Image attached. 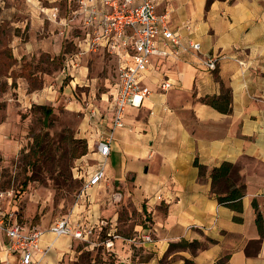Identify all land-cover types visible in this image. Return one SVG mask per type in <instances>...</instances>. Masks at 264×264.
Returning a JSON list of instances; mask_svg holds the SVG:
<instances>
[{
  "label": "crops",
  "instance_id": "0c3cea01",
  "mask_svg": "<svg viewBox=\"0 0 264 264\" xmlns=\"http://www.w3.org/2000/svg\"><path fill=\"white\" fill-rule=\"evenodd\" d=\"M206 3L169 1L171 24L185 39L199 42L200 50L150 59L141 80L149 93L139 106L126 108L125 127L112 131L102 180L65 215L83 220L92 233L107 228L106 235L120 237L110 264H217L226 255L224 264H264V0H213L208 8ZM41 9L30 15L37 26ZM71 22L76 26L74 53L55 71L36 72L37 86L31 85L36 75L26 73L27 58L62 54L61 31L51 39L15 37L16 62L8 79L18 108L62 105L79 116L76 134L86 140L87 150L76 159L73 173L83 183L101 160L95 150L98 138L111 130L117 76L113 82L110 60L98 72L84 57L109 54L104 48L77 55L84 28ZM185 23L190 30L181 27ZM207 54L220 56L214 71L202 65ZM28 76L34 77L30 81ZM165 80L171 83L166 90L160 87ZM224 89L229 96H223ZM208 98L217 105L228 102L230 110H219ZM222 162L231 163L237 183L245 185L240 212L212 193L210 174ZM196 163L203 166L202 174ZM50 224L36 226L44 232L34 259L70 264L79 253L78 240L53 235L47 231ZM144 233L151 242L141 241ZM6 243L0 230V264L15 259Z\"/></svg>",
  "mask_w": 264,
  "mask_h": 264
},
{
  "label": "rangeland",
  "instance_id": "374dc122",
  "mask_svg": "<svg viewBox=\"0 0 264 264\" xmlns=\"http://www.w3.org/2000/svg\"><path fill=\"white\" fill-rule=\"evenodd\" d=\"M74 3L75 0H0V192H3L4 210L29 227L52 223L71 214L78 200L82 182L73 173L77 158L73 157L72 140L79 138L76 134L79 116L62 105L53 106V113L47 119L42 112L32 109L35 103L26 109L18 108L15 102L18 96L8 79L10 67L16 62L12 47L15 37L23 40L30 35H44L51 39L61 31L62 54L52 59L50 54L41 52L27 58L26 73L31 71L36 75L28 79L31 81L34 77L31 85H39L41 79L37 73L55 71L75 51L71 38L76 26L69 22ZM38 7L42 8L39 26L30 16L32 9L38 11ZM53 8L57 9V20L51 21L49 14ZM102 54L84 57L98 72H104L101 64L110 60L114 82L116 60L110 54ZM15 71L11 74L15 75ZM23 181L26 182L24 189ZM106 230L93 232L88 240L77 239L79 253L70 264L113 263L114 254L102 245Z\"/></svg>",
  "mask_w": 264,
  "mask_h": 264
},
{
  "label": "built area",
  "instance_id": "2783aa9c",
  "mask_svg": "<svg viewBox=\"0 0 264 264\" xmlns=\"http://www.w3.org/2000/svg\"><path fill=\"white\" fill-rule=\"evenodd\" d=\"M170 0H75L72 16L84 28V37L80 41L77 55L96 52L104 48L117 58V87L112 97L113 121L109 136H100L95 150L101 160L96 170L84 180L78 197L86 190L98 184L103 177V169L110 152V136L115 128L125 127V110L130 106H139L149 93L141 80L150 65V59L156 57L178 58L183 53L198 52L200 43L185 39L170 22L168 3ZM165 5L163 11L159 7ZM56 11V12H55ZM57 9H52L49 17L57 20ZM65 23V22H64ZM183 29L190 30L188 23ZM220 56L207 54L202 59L205 70L217 68ZM243 65L242 61H238ZM171 83L163 81L160 87L168 89ZM3 192H0V230L7 239L6 250L14 254L15 259L7 264H39L34 259L43 230L36 226L27 227L19 223L4 210ZM160 198V197H158ZM53 235L70 236L78 240H88L92 227L83 220H71L62 216L55 219L47 228ZM120 237L109 234L102 241L106 250L113 252L114 241ZM141 241L151 242L150 234L144 233Z\"/></svg>",
  "mask_w": 264,
  "mask_h": 264
},
{
  "label": "trees",
  "instance_id": "16d2710c",
  "mask_svg": "<svg viewBox=\"0 0 264 264\" xmlns=\"http://www.w3.org/2000/svg\"><path fill=\"white\" fill-rule=\"evenodd\" d=\"M213 0H207L206 8L209 7ZM216 70V69H215ZM214 71V70H213ZM223 96H229L227 89H224ZM207 103L218 108L221 111H229V103L217 105L215 98H208ZM33 110H38L43 113L45 119H47L53 113V106L51 105H32ZM72 142L75 144L73 148V157L79 158L86 153L87 144L86 140L82 138L73 139ZM199 168V173H203V166L196 163ZM211 177V190L215 195L217 201L222 203L235 211L240 212L242 210L241 198L244 195L245 185L242 182L237 183V173L234 170V166L229 162H222L220 166L214 167L210 174ZM22 189L26 187V182L21 183ZM236 220H240L239 217H234ZM256 219L259 221L260 214L257 213ZM228 256H224V259ZM224 259L219 260L217 264H224Z\"/></svg>",
  "mask_w": 264,
  "mask_h": 264
}]
</instances>
